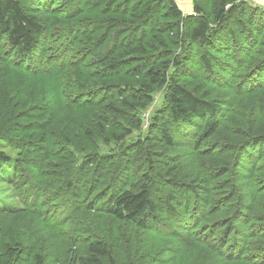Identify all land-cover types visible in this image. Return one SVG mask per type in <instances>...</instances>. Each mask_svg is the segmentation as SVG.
Instances as JSON below:
<instances>
[{
	"label": "trees",
	"instance_id": "1",
	"mask_svg": "<svg viewBox=\"0 0 264 264\" xmlns=\"http://www.w3.org/2000/svg\"><path fill=\"white\" fill-rule=\"evenodd\" d=\"M191 1L184 14L176 0H0V182L14 200L0 264H264V82L250 79L264 54L238 63V95L256 92L239 107L200 78L225 65L219 35L245 45L264 5ZM191 122L186 169L161 150L170 123ZM17 227L50 234L53 253Z\"/></svg>",
	"mask_w": 264,
	"mask_h": 264
},
{
	"label": "rangeland",
	"instance_id": "2",
	"mask_svg": "<svg viewBox=\"0 0 264 264\" xmlns=\"http://www.w3.org/2000/svg\"><path fill=\"white\" fill-rule=\"evenodd\" d=\"M41 0H35L33 5H36L40 2ZM177 3L179 4L180 8L183 10L184 14H190L193 12V5L191 0H176ZM199 2L205 1V0H198ZM213 3H216L215 1H210L209 5V10L213 9ZM213 12V11H212ZM248 24L245 26L244 23H241V26H245L242 28L241 32V40L244 42L245 45H242L238 38V33L234 35H227L225 33H220L218 40L216 41V47L219 51V55L221 56L224 66H220L216 73L211 75L209 77L206 73L202 74L203 79V86L204 88L208 87L207 89L209 91V96L208 98L210 99H215L219 100L221 102L227 103V104H232L233 106H240L241 104L246 103L245 97L247 96H252V93H244L241 91L243 94L238 95L239 92L236 90L238 89L241 80L237 79L239 77L240 71H243V74H245L246 70H240L238 69V63L240 60L245 61L248 59L251 50H260L264 54V22L259 23V26L256 25V23L253 20L247 21ZM250 24V26H249ZM234 40V43H233ZM253 61L251 65L256 63L261 60L260 56L257 57H252ZM232 64L229 66V64ZM194 63H192L193 65ZM238 70V71H237ZM237 71V72H236ZM255 76L256 78L263 77L264 82V73H259L258 75H252L250 76V79ZM208 81V82H207ZM232 87H231V86ZM261 85V84H259ZM238 86V87H237ZM242 88V86H240ZM259 93H264V89L260 90ZM262 99V98H261ZM154 108V105L149 109L152 110ZM247 108V107H246ZM147 113L146 115H148ZM222 118V115L220 116ZM147 126H144L142 131L136 132V136H143L144 134L147 133ZM170 129L172 134H174V142L175 146L173 148H162V154L164 157L172 158V160H177L178 158L180 159V162L184 164V167L187 169V167L195 160L196 155L194 145H193V139H195V135L197 133V124L195 122H191V124H181L180 126H177L176 128L174 127V124L170 123ZM254 148V147H253ZM255 149V148H254ZM6 151L8 154L12 153V150L7 148L5 144L0 140V151ZM160 151V153H161ZM258 151H254V154H257ZM244 165V172H246L249 167L250 163L248 161V158L243 161ZM14 200L12 197V188L7 185L6 182H0V209H9L11 205H13ZM21 229L26 236V239L28 240L26 243V247L28 249L32 250H39L43 252H47L48 255H51L54 251V243L47 242L50 238L51 235L47 234L42 236V242L40 239V236L37 235L36 231L37 230H29L27 228H19ZM52 240V238H51ZM146 246L149 244L146 243ZM150 246V245H149ZM174 250L172 249L170 253H173ZM166 259L169 260V263L167 264H184L190 262L191 258L189 257H184V256H177L170 254L169 256L166 257ZM194 260V258H192Z\"/></svg>",
	"mask_w": 264,
	"mask_h": 264
},
{
	"label": "built area",
	"instance_id": "3",
	"mask_svg": "<svg viewBox=\"0 0 264 264\" xmlns=\"http://www.w3.org/2000/svg\"><path fill=\"white\" fill-rule=\"evenodd\" d=\"M255 3H260V4H263L264 5V0H254Z\"/></svg>",
	"mask_w": 264,
	"mask_h": 264
}]
</instances>
